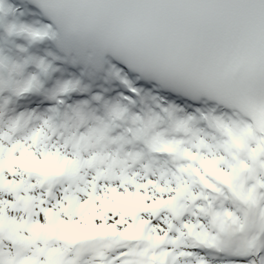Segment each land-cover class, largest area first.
Segmentation results:
<instances>
[{
	"label": "snow or ice",
	"instance_id": "snow-or-ice-1",
	"mask_svg": "<svg viewBox=\"0 0 264 264\" xmlns=\"http://www.w3.org/2000/svg\"><path fill=\"white\" fill-rule=\"evenodd\" d=\"M0 264H264V0H0Z\"/></svg>",
	"mask_w": 264,
	"mask_h": 264
}]
</instances>
